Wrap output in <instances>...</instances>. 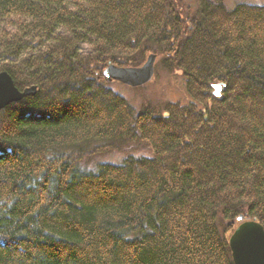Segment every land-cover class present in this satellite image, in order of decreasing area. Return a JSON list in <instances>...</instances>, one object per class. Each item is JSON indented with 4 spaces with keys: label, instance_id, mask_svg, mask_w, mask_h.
Returning <instances> with one entry per match:
<instances>
[{
    "label": "trees",
    "instance_id": "16d2710c",
    "mask_svg": "<svg viewBox=\"0 0 264 264\" xmlns=\"http://www.w3.org/2000/svg\"><path fill=\"white\" fill-rule=\"evenodd\" d=\"M195 2L0 0V72L36 88L0 109V264H234L237 217L264 228V4ZM150 53L187 102L109 87Z\"/></svg>",
    "mask_w": 264,
    "mask_h": 264
},
{
    "label": "water",
    "instance_id": "95a60500",
    "mask_svg": "<svg viewBox=\"0 0 264 264\" xmlns=\"http://www.w3.org/2000/svg\"><path fill=\"white\" fill-rule=\"evenodd\" d=\"M156 55L150 53L140 66H117L109 64L103 74L108 82L118 81L130 87L149 82L154 73ZM215 96H219L220 85H213ZM36 92L34 86L19 90L11 76L0 72V109ZM239 224L229 236V247L234 264H264V228L254 219L237 217Z\"/></svg>",
    "mask_w": 264,
    "mask_h": 264
},
{
    "label": "rangeland",
    "instance_id": "374dc122",
    "mask_svg": "<svg viewBox=\"0 0 264 264\" xmlns=\"http://www.w3.org/2000/svg\"><path fill=\"white\" fill-rule=\"evenodd\" d=\"M184 4V11L188 14L194 12L196 2L195 0H182ZM227 9H231L238 3H252L264 4V0H223ZM148 54L145 55L144 61ZM163 57L157 56L154 62V73L151 80L138 87H130L118 81L109 82V87L122 97H124L136 112H139L141 106L149 105L155 109L160 107V104L165 102H179L185 103L188 101L184 89V82L181 73L178 70L171 69L168 63L163 61ZM143 61V62H144ZM142 64V63H141ZM140 64V65H141ZM139 65V66H140ZM137 144L129 142L120 147V150H112L103 152L100 155L91 157L89 161L83 162L86 167H93L96 163H117L123 157L132 153L137 154L143 151L142 147H136ZM147 150V149H146Z\"/></svg>",
    "mask_w": 264,
    "mask_h": 264
}]
</instances>
